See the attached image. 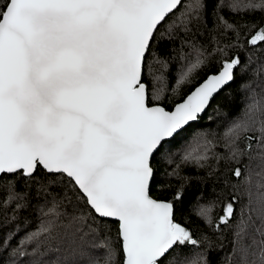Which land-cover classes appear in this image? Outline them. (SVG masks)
Segmentation results:
<instances>
[{
	"label": "snow or ice",
	"instance_id": "snow-or-ice-1",
	"mask_svg": "<svg viewBox=\"0 0 264 264\" xmlns=\"http://www.w3.org/2000/svg\"><path fill=\"white\" fill-rule=\"evenodd\" d=\"M209 3L234 43L197 42L193 26ZM223 6L261 19L242 36L219 15ZM177 40L185 63L172 93L205 75L173 102L161 48ZM257 59L258 75L264 0H0V264H211L204 252L184 251L212 246L176 219L185 185L171 199L153 198L155 165L175 163L174 142ZM252 83L243 85L251 102L223 134L226 152L211 153L224 165L204 178L214 199L201 203V194L193 208L218 239L230 232L223 264H264V96ZM213 146L188 145L168 175L179 177L184 164L206 167ZM33 199L42 201L39 226L12 247L15 233L5 227Z\"/></svg>",
	"mask_w": 264,
	"mask_h": 264
},
{
	"label": "trees",
	"instance_id": "trees-1",
	"mask_svg": "<svg viewBox=\"0 0 264 264\" xmlns=\"http://www.w3.org/2000/svg\"><path fill=\"white\" fill-rule=\"evenodd\" d=\"M213 2H215V0H213ZM219 15L229 23L240 26L242 36L247 31L246 28H244L245 25H249L261 19L259 14L236 13L232 12L227 6H223L219 9ZM217 23L216 14L213 11V3H209L204 13V19L201 20L199 24H194L193 26L196 32L197 42L202 44L205 48L211 49L217 46L214 44V40H218V46L221 47L225 44L235 42L232 34L223 33L222 30L217 28ZM184 51L187 52L188 49L185 48ZM228 51L230 56L238 53V50L228 49ZM161 53L162 58L168 60L169 63L168 71L164 73L167 77V94L172 98L173 102H177L180 97L191 90L195 83L199 82L204 77L205 73L201 72L199 76L193 80L192 84L182 86L178 95H174L171 89L176 86V73L181 65L185 63V61L180 59L179 41L177 40L175 44L168 43L163 45ZM238 54L242 61L247 62V55L245 53L239 52ZM259 64L260 60H255L254 63L248 66L246 74H242L238 70L235 81L221 91L212 101L211 106L202 114L201 119L194 122L193 125L188 128L187 132L174 142L173 152L175 153V163L171 165L163 163L155 165L157 182L153 185L152 195L156 198L171 199L174 191L178 189L182 183L185 185L188 189V194L183 204L177 206L176 219L178 222L185 223L187 227H190L197 238H200L201 233L207 234V236L210 237L212 246L209 247L207 242H205L196 249L186 248L184 251L204 252L211 261V264H223L225 254L229 253L231 248L229 243L231 234L225 229L224 238L218 239L219 233L214 230L215 225L208 226L202 220L198 219L193 212V208L197 203V197L201 194L204 197V199L200 201L201 203H207L210 199H214L212 181L205 182L204 178L210 167L218 168L221 172L224 169L223 163L218 165L211 153L223 154L226 152V149L223 148V134L234 121L242 116L246 106L251 102L249 99L251 94L250 90L244 88L243 85L253 82L252 88L255 89L258 97L264 96V91H262V89H264V72H260L258 75L255 74ZM156 68L157 71H159L158 65ZM145 77L149 78L147 75V68L145 69ZM257 85H259V87ZM205 140L212 141L214 145L209 153L210 158L206 162V167H198L195 163L184 164L181 165L178 170L180 174L179 177L168 175V173H171L173 169L176 168V164L180 162V156L183 155L184 149L188 145H192L195 148L198 143H203ZM180 177L186 179L181 180ZM18 189L23 190L21 185H18ZM216 191H220L219 185ZM3 194V192H0V196ZM225 195L226 192L217 201V206L213 212L214 218H218L223 214ZM38 203H42V201L33 199L28 209L19 212L17 218L6 225L5 232L11 231L15 233V236L10 241L12 247L18 246L20 240L37 230L40 223V212L37 209ZM8 216H12L11 209L8 211ZM3 222L4 217L0 215V223ZM115 233L116 225L113 224V237ZM31 247L32 245H29V250H31ZM56 256L57 254L53 253L45 259L54 260Z\"/></svg>",
	"mask_w": 264,
	"mask_h": 264
},
{
	"label": "water",
	"instance_id": "water-1",
	"mask_svg": "<svg viewBox=\"0 0 264 264\" xmlns=\"http://www.w3.org/2000/svg\"><path fill=\"white\" fill-rule=\"evenodd\" d=\"M177 102H179V101H177ZM153 198H155V199H161V198H156V197H154V196H153Z\"/></svg>",
	"mask_w": 264,
	"mask_h": 264
}]
</instances>
